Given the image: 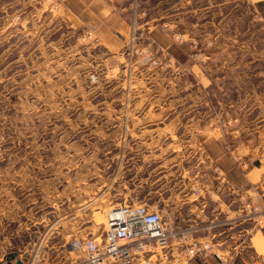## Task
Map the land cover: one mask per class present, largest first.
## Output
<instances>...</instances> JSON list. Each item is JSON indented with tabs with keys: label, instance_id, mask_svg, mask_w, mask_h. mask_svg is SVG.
Segmentation results:
<instances>
[{
	"label": "rangeland",
	"instance_id": "obj_1",
	"mask_svg": "<svg viewBox=\"0 0 264 264\" xmlns=\"http://www.w3.org/2000/svg\"><path fill=\"white\" fill-rule=\"evenodd\" d=\"M136 19L103 38L72 28L62 0H0L2 264L19 254L25 264L81 258L70 243L102 234L106 213L123 203L163 208L187 230L177 223L174 190L190 189L207 170L200 143L210 131L199 126L229 117L239 128L245 116L235 105L224 114V103L241 105L254 84L234 82L237 71L216 65L222 54L207 64L224 35L160 34ZM228 132L223 147L233 145ZM241 206L219 215L225 232L207 242L227 264H264V224L243 220ZM208 226L197 223L193 235Z\"/></svg>",
	"mask_w": 264,
	"mask_h": 264
},
{
	"label": "crops",
	"instance_id": "obj_2",
	"mask_svg": "<svg viewBox=\"0 0 264 264\" xmlns=\"http://www.w3.org/2000/svg\"><path fill=\"white\" fill-rule=\"evenodd\" d=\"M115 1L116 5L110 4L108 0H62L72 28L78 30L85 27L91 28L103 38L114 33L125 32V28L131 24L130 19L133 17H137V22L142 19L141 26H145L148 30L153 28V31L160 34H169L172 27L177 32L189 35L222 34L223 40L214 45L213 53L207 56V64L210 65L216 60L213 58L214 55L222 54V58L216 60L218 61L216 65L222 66L226 71L228 69L237 71L238 75L233 77L234 82L241 84L244 81V83L253 82L254 84L251 92L246 93L245 101L241 105L232 102L224 103V114L235 113L232 109L236 107L238 112L245 116L239 128L234 130L231 127L229 117L223 118L221 122L212 119L205 125L199 126L210 131L209 137L203 139V144L200 143L206 152L207 170L204 167L201 173L198 171L194 175L197 180L190 189L187 190L184 186L176 187L174 190L176 201L173 210H175L177 223L189 230L186 235L188 242L210 241V237L221 236L225 232V229L218 228V224L215 223L219 215L229 217L232 213H238L234 204L237 200L240 201L238 198L240 195L255 202H260L261 199L257 186L264 179V85H262L264 83V37H257V35L264 33V0ZM122 2L127 3L126 7L119 4ZM248 34L251 37L247 38ZM118 46L120 42L113 39V47ZM174 47V54L185 59L182 48L178 45ZM193 71L196 72L198 79L210 80L209 74L199 68ZM250 78L251 80H248ZM228 130L235 149L246 153L248 168L245 171L234 164L231 155L226 153L223 147V135ZM201 161L204 160L200 158L198 164ZM211 162L217 163L223 169L224 179L218 180L214 177L211 172ZM196 187L200 188L198 194L193 193ZM168 203L171 204V201ZM197 223L209 224L205 236L193 235L197 230L193 229ZM244 232L248 234L250 230L247 229ZM222 242V240L218 241L216 245ZM216 254L202 261L194 259L188 264H210L211 260L218 263V254ZM17 259L25 264L22 255H17ZM1 261L0 258V264H2Z\"/></svg>",
	"mask_w": 264,
	"mask_h": 264
},
{
	"label": "built area",
	"instance_id": "obj_3",
	"mask_svg": "<svg viewBox=\"0 0 264 264\" xmlns=\"http://www.w3.org/2000/svg\"><path fill=\"white\" fill-rule=\"evenodd\" d=\"M224 149L238 168L247 170L248 160L243 151L229 144ZM211 172L218 180L225 177L215 162H211ZM257 188L260 202L243 195L239 199L243 220L260 226L264 224V179ZM193 193L198 194L199 188H194ZM188 231L181 229L163 208L147 203L119 204L106 213L102 234L70 243L81 258L69 264H186L214 254L210 242H188ZM217 257L219 264H227Z\"/></svg>",
	"mask_w": 264,
	"mask_h": 264
},
{
	"label": "water",
	"instance_id": "obj_4",
	"mask_svg": "<svg viewBox=\"0 0 264 264\" xmlns=\"http://www.w3.org/2000/svg\"><path fill=\"white\" fill-rule=\"evenodd\" d=\"M15 257H16L15 254L9 255L10 260H15ZM14 264H22V262H21V260L16 259Z\"/></svg>",
	"mask_w": 264,
	"mask_h": 264
}]
</instances>
